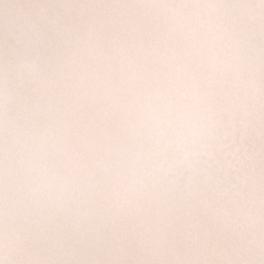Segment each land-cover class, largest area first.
<instances>
[{"label": "bare ground", "instance_id": "obj_1", "mask_svg": "<svg viewBox=\"0 0 264 264\" xmlns=\"http://www.w3.org/2000/svg\"><path fill=\"white\" fill-rule=\"evenodd\" d=\"M262 8L0 0V264L261 259ZM204 106L212 167L159 186L145 162L160 121Z\"/></svg>", "mask_w": 264, "mask_h": 264}, {"label": "clouds", "instance_id": "obj_2", "mask_svg": "<svg viewBox=\"0 0 264 264\" xmlns=\"http://www.w3.org/2000/svg\"><path fill=\"white\" fill-rule=\"evenodd\" d=\"M264 3V2H262ZM204 9L206 6H196ZM264 19V8L261 9ZM208 106L194 107L187 119L161 120L146 165L156 174L155 182L164 187L178 181L186 172L211 168L204 156L216 151L221 141L220 126ZM249 264H264L262 258Z\"/></svg>", "mask_w": 264, "mask_h": 264}, {"label": "snow or ice", "instance_id": "obj_3", "mask_svg": "<svg viewBox=\"0 0 264 264\" xmlns=\"http://www.w3.org/2000/svg\"><path fill=\"white\" fill-rule=\"evenodd\" d=\"M262 2H264V0H262Z\"/></svg>", "mask_w": 264, "mask_h": 264}]
</instances>
